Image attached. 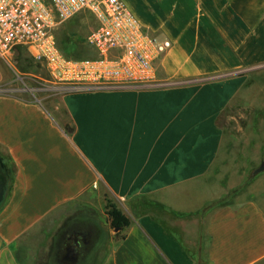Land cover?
<instances>
[{
  "label": "crops",
  "instance_id": "crops-1",
  "mask_svg": "<svg viewBox=\"0 0 264 264\" xmlns=\"http://www.w3.org/2000/svg\"><path fill=\"white\" fill-rule=\"evenodd\" d=\"M123 2L170 43L154 60L168 86L66 92L61 116L6 94L0 59V264H264V187L208 208L217 119L264 65V0ZM107 201L129 219L119 236Z\"/></svg>",
  "mask_w": 264,
  "mask_h": 264
},
{
  "label": "built area",
  "instance_id": "built-area-1",
  "mask_svg": "<svg viewBox=\"0 0 264 264\" xmlns=\"http://www.w3.org/2000/svg\"><path fill=\"white\" fill-rule=\"evenodd\" d=\"M80 13L96 26L86 37L95 57L72 61L60 53L54 30ZM24 48L43 61L51 79L72 82L70 91L154 89L170 83L157 79L154 60L169 47L146 33L123 0H0V59L9 62ZM62 90V91H64Z\"/></svg>",
  "mask_w": 264,
  "mask_h": 264
},
{
  "label": "rangeland",
  "instance_id": "rangeland-1",
  "mask_svg": "<svg viewBox=\"0 0 264 264\" xmlns=\"http://www.w3.org/2000/svg\"><path fill=\"white\" fill-rule=\"evenodd\" d=\"M95 26L96 21L91 14L80 13L56 26L55 41L59 45L65 34L71 35L75 40H80L85 48L86 58L83 59L94 58L95 52L87 45L86 37ZM22 51L24 57L32 60L30 73L25 75L16 69L19 50H15L9 62L2 60L7 71L10 72L9 67L15 71L10 72L11 77L3 81L2 88L7 89L4 92L20 94L39 102L49 113L57 111L62 116L64 113L59 101L67 90L61 87L72 85L73 81L52 80L43 61L34 59L26 50ZM240 74L246 77L241 93L217 119V125L223 132L221 156L224 163L220 167L225 173L213 178L217 182L212 181L210 210L244 200L250 193L264 187V171L255 173L264 162V65L241 71Z\"/></svg>",
  "mask_w": 264,
  "mask_h": 264
},
{
  "label": "trees",
  "instance_id": "trees-1",
  "mask_svg": "<svg viewBox=\"0 0 264 264\" xmlns=\"http://www.w3.org/2000/svg\"><path fill=\"white\" fill-rule=\"evenodd\" d=\"M57 47L60 53L62 54V56L68 60H72V61L86 60L83 59L86 58L84 55L86 51L81 41L75 40L73 37H71V35L65 34L63 39L60 41L59 45L57 44ZM16 50H19V54L15 65L16 69L22 74H29L32 67V60H29L26 57H24V53L22 51L25 50L24 48L20 47ZM65 131L68 134L70 133L71 128L66 126ZM104 208L110 228L113 231H115V236H119L129 226L130 224L129 219L119 209H117V207L114 204H111L109 201L106 202Z\"/></svg>",
  "mask_w": 264,
  "mask_h": 264
},
{
  "label": "water",
  "instance_id": "water-1",
  "mask_svg": "<svg viewBox=\"0 0 264 264\" xmlns=\"http://www.w3.org/2000/svg\"><path fill=\"white\" fill-rule=\"evenodd\" d=\"M264 171V162L261 164V167H259L258 169L255 170V173H261ZM6 182H5V175L2 171V167L0 165V201L3 198V193H4V188H5ZM67 257L73 259L74 255H75V248L71 247L69 249H67Z\"/></svg>",
  "mask_w": 264,
  "mask_h": 264
},
{
  "label": "flooded vegetation",
  "instance_id": "flooded-vegetation-1",
  "mask_svg": "<svg viewBox=\"0 0 264 264\" xmlns=\"http://www.w3.org/2000/svg\"><path fill=\"white\" fill-rule=\"evenodd\" d=\"M74 225V223H73V221L72 222H70V224L68 225V226H66L65 228H63V231H66V230H68L69 229V227H72ZM71 232H74V231H71ZM71 235H73V233H70ZM71 238H72V236H71ZM73 239V238H72Z\"/></svg>",
  "mask_w": 264,
  "mask_h": 264
}]
</instances>
